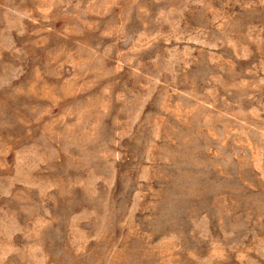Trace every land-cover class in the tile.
Returning <instances> with one entry per match:
<instances>
[{
    "label": "rangeland",
    "instance_id": "374dc122",
    "mask_svg": "<svg viewBox=\"0 0 264 264\" xmlns=\"http://www.w3.org/2000/svg\"><path fill=\"white\" fill-rule=\"evenodd\" d=\"M0 264H264V0H0Z\"/></svg>",
    "mask_w": 264,
    "mask_h": 264
}]
</instances>
